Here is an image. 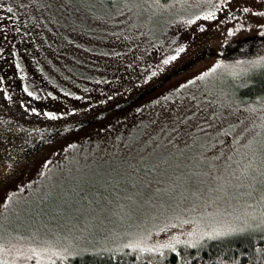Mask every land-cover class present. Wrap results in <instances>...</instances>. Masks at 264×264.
<instances>
[{
  "label": "rangeland",
  "instance_id": "374dc122",
  "mask_svg": "<svg viewBox=\"0 0 264 264\" xmlns=\"http://www.w3.org/2000/svg\"><path fill=\"white\" fill-rule=\"evenodd\" d=\"M262 13L264 0H0V115L15 122L0 264L168 254L259 220L264 102L233 90L264 67Z\"/></svg>",
  "mask_w": 264,
  "mask_h": 264
},
{
  "label": "trees",
  "instance_id": "16d2710c",
  "mask_svg": "<svg viewBox=\"0 0 264 264\" xmlns=\"http://www.w3.org/2000/svg\"><path fill=\"white\" fill-rule=\"evenodd\" d=\"M243 41L258 42V38L250 37ZM257 44H260V41ZM241 51L243 50L235 51V57ZM246 52L250 53V50ZM253 69L256 70H253L255 74H251L248 79L244 78L247 81L242 82V85L235 88L233 93H236L242 101L254 99V101L263 103L264 67L259 65ZM0 117L3 118H0V139H4L5 127L15 122L8 115H0ZM35 144L32 148L42 146L40 142ZM252 224L243 231L213 237L202 244L181 247L176 252L168 254L152 252V254L144 255L123 250L117 253H83L68 258L61 264H264V213L259 220L254 219Z\"/></svg>",
  "mask_w": 264,
  "mask_h": 264
},
{
  "label": "snow or ice",
  "instance_id": "6c2138e0",
  "mask_svg": "<svg viewBox=\"0 0 264 264\" xmlns=\"http://www.w3.org/2000/svg\"><path fill=\"white\" fill-rule=\"evenodd\" d=\"M245 11H248V9H245ZM8 12H12V9L9 8V9H8ZM262 15H264V13H262ZM213 16H214V13H209L208 16L205 17V19L211 18V17H213ZM189 23H192V21H189ZM180 51H183V49H180ZM172 59H175V57H172ZM164 63H168V60H165ZM258 63H259V62H253V63H252V67H256ZM217 67H219V65H217ZM212 71H215V69H213ZM205 75H207V73H205ZM29 94L31 95V93H29ZM258 227H259V225H258ZM235 231H236V230L233 229V230H231L230 232H227V233H220V232H217V233H215V236H216V237H219V236H221V235H231V234H233ZM241 231H243V229H241ZM209 238H213V237H209ZM192 246H194V245H192ZM169 247H173V246L169 245Z\"/></svg>",
  "mask_w": 264,
  "mask_h": 264
},
{
  "label": "flooded vegetation",
  "instance_id": "af4514ba",
  "mask_svg": "<svg viewBox=\"0 0 264 264\" xmlns=\"http://www.w3.org/2000/svg\"><path fill=\"white\" fill-rule=\"evenodd\" d=\"M4 52V55H5V53L7 54L8 52L7 51H3ZM0 118H2V117H0ZM3 119V118H2ZM9 123H11V121H8Z\"/></svg>",
  "mask_w": 264,
  "mask_h": 264
}]
</instances>
